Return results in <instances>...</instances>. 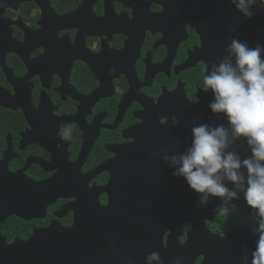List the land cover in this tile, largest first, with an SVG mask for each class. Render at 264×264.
Returning <instances> with one entry per match:
<instances>
[{
  "label": "flooded vegetation",
  "instance_id": "obj_1",
  "mask_svg": "<svg viewBox=\"0 0 264 264\" xmlns=\"http://www.w3.org/2000/svg\"><path fill=\"white\" fill-rule=\"evenodd\" d=\"M263 6L256 0L254 15ZM205 11V0H0V165L19 175L12 183L16 194L25 181L59 177V187L74 175L112 169L115 161L149 157L158 142L153 131L149 135V114L158 124L157 112L204 96L207 67L210 74L219 63L224 31L237 19L236 9L225 11L224 19L221 8L217 18ZM257 34H264V25ZM109 169L95 173L87 187L107 185ZM75 200L57 198L31 219L12 209L0 222V238L10 245L53 222L71 226ZM98 201L105 206L107 195ZM219 214L206 222L207 231L223 240L231 227L250 228L251 237H237L234 247L242 244L243 263L251 264L256 227H227ZM18 226L23 236L12 234ZM190 229L182 226L179 243ZM202 260L198 255L193 264Z\"/></svg>",
  "mask_w": 264,
  "mask_h": 264
},
{
  "label": "water",
  "instance_id": "obj_2",
  "mask_svg": "<svg viewBox=\"0 0 264 264\" xmlns=\"http://www.w3.org/2000/svg\"><path fill=\"white\" fill-rule=\"evenodd\" d=\"M205 2V15L216 18L221 12L220 8L223 19L225 11L236 9L237 19L233 26L238 33L236 39L246 41L251 48L264 46V34H257L258 24L264 25V6L256 15L247 18L231 0ZM261 2L264 5V0ZM223 25L224 22L221 27ZM230 33L229 30L224 31L220 58L230 44ZM214 99V93L209 90L204 96L198 95V101L194 104L157 112L177 116L179 126L160 127L149 114V135L153 131L152 136L158 140L150 151L155 150L156 146L157 150L168 147L179 140L170 154L182 153L191 146L194 126L207 123L209 126L224 124L228 127L227 117L214 114L210 109L209 105ZM246 141L241 138L229 150L238 151L242 159L252 157ZM119 163L115 161L112 169L103 166L95 170V173L107 169L111 171L108 184L102 188L87 187L86 182L95 174L89 173L85 176L74 175L70 178V184L62 181L59 187L56 184L61 180L59 177L40 183L25 181L21 195L16 194V189L12 187L13 182L17 184L19 175L9 174L0 165V222L15 213L12 209H20L17 215L21 218L31 219L44 215L46 207L57 198H76L69 206L74 211L71 226L64 228L53 222L47 228L35 231L27 241L10 245L4 244L0 238V264H122L121 259L113 255L117 249L121 255L131 256L134 264H145L146 256L153 251L161 253L164 264H173L180 255L185 257L186 264L187 257L188 264H193V259L201 254V264H244L242 244L236 249L234 245L237 237H251L250 228L231 227L227 238L223 239L225 244L206 229V222L212 221L217 214L214 209L222 207V198L213 197L210 204L200 206L197 203L200 194L191 189L185 178L173 176L174 168L168 167L162 159L148 157L145 153ZM244 171L246 174V169ZM101 193L107 195L105 206L98 201ZM184 224H190L191 229L186 233L185 241L179 243ZM165 235L167 238L164 241ZM111 238H115V248L108 245ZM258 240L259 236L256 238L254 235V243Z\"/></svg>",
  "mask_w": 264,
  "mask_h": 264
},
{
  "label": "clouds",
  "instance_id": "obj_3",
  "mask_svg": "<svg viewBox=\"0 0 264 264\" xmlns=\"http://www.w3.org/2000/svg\"><path fill=\"white\" fill-rule=\"evenodd\" d=\"M244 17L254 15L256 0H231ZM235 33V29L230 27ZM238 35V33H236ZM230 44L224 49L225 55L218 64L207 67L202 89L214 93V102L209 107L214 114H224V124L209 126L201 124L192 128L194 139L191 146L182 153L170 154L176 140L168 147L149 152V156L174 168L172 175L183 177L191 189L200 194V206L210 204L211 198L227 201L239 200L243 193L247 205L252 208L251 220L256 225L259 240L251 253V264H264V46L249 47L246 41L228 37ZM115 69H110L109 74ZM159 124L164 127L179 126L177 116L158 114ZM171 122V124H170ZM71 133L64 132L67 137ZM244 138L251 147L252 157L242 159L238 151H230L236 141ZM246 169V174L245 170ZM230 182L233 187H227ZM237 205L221 207L214 211L230 215L237 211ZM258 212V215L256 214ZM115 248V238L108 241ZM167 246V244H165ZM114 256L122 264H134L129 255H121L117 249ZM185 257L178 256L173 264H182ZM145 264H164L161 253L153 251L145 258Z\"/></svg>",
  "mask_w": 264,
  "mask_h": 264
},
{
  "label": "trees",
  "instance_id": "obj_4",
  "mask_svg": "<svg viewBox=\"0 0 264 264\" xmlns=\"http://www.w3.org/2000/svg\"><path fill=\"white\" fill-rule=\"evenodd\" d=\"M247 147L251 150V147L246 144ZM226 186L227 187H233V185L230 182H226ZM232 204H236L238 210L237 211H233L230 215H226V214H222L220 212L219 216L217 219L221 218V220L224 221L225 225L228 227L230 224H254V222L251 220V217L253 216V209L250 208L247 203L246 200L244 199V195L243 193H240V199L239 200H232V201H227L226 199L222 198V207H231ZM254 227H256V225L254 224ZM15 233L12 234H16L18 236H23L25 234V232L21 229H19V226L14 230ZM8 239H11L12 235L9 234Z\"/></svg>",
  "mask_w": 264,
  "mask_h": 264
}]
</instances>
